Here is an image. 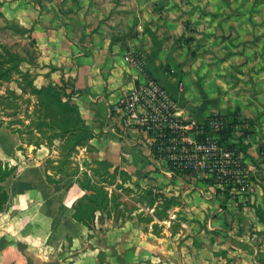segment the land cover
<instances>
[{"label":"crops","instance_id":"obj_1","mask_svg":"<svg viewBox=\"0 0 264 264\" xmlns=\"http://www.w3.org/2000/svg\"><path fill=\"white\" fill-rule=\"evenodd\" d=\"M61 8L57 26L44 18L27 21L25 26L37 37L40 50L34 85L65 82L93 132L75 158L107 161L111 172L151 168L168 176V169L152 154L147 135L125 126L118 110V100L138 76L124 59L129 50L143 56L147 74L175 97L182 115L205 119L216 111L226 114L230 123L235 117L239 128L251 130L243 135L245 156L257 158L256 141L264 140V48L252 42L257 33L243 36L238 13L232 18L224 13L225 0H191V5L180 0H69ZM185 9L193 12L185 15L181 12ZM248 25L249 31L260 26L254 20ZM193 36L207 44L202 45L200 56L188 58L187 45L178 48L177 42ZM260 38L262 45L264 34ZM178 80L186 85L183 90L178 89ZM234 136L233 131L231 139ZM18 141L15 133L2 140L0 159L12 157ZM175 181L185 183V191L194 186L199 191L176 198L181 204L175 201L167 217L150 213L149 225L142 226L138 216L111 228L124 239L126 233L134 235L127 242L135 261L74 264H264L262 182H253L252 192L231 190L235 188L231 186L230 193L218 188L210 193L213 183L207 179L177 177ZM76 188L82 190L76 182L69 189ZM67 216L74 235L80 236V222L72 212ZM156 224L159 230L153 227ZM1 238L0 231V264H18L2 261Z\"/></svg>","mask_w":264,"mask_h":264},{"label":"rangeland","instance_id":"obj_2","mask_svg":"<svg viewBox=\"0 0 264 264\" xmlns=\"http://www.w3.org/2000/svg\"><path fill=\"white\" fill-rule=\"evenodd\" d=\"M68 1L0 0V62L3 61L2 65L0 64V69L8 70V77L0 80V123L2 124L0 142L7 140L11 133L18 134L16 131L22 135V139L19 137L17 149L15 147L12 157L0 159L2 164L8 163V167H11V172L0 184L11 195L0 212L2 261H16L18 264L135 261L131 244L127 242V239L133 238L134 235L126 233L127 238L124 239L123 235L110 230L132 218L136 221L138 216L142 226L149 225L150 221H146L145 217L153 213L154 209L144 200L140 201L143 190L153 191L158 196L162 208L164 204L161 201L166 197L171 201L168 206V209L171 210V205L175 204V201H179L178 197H182L184 193L189 195L199 191L196 186L192 191L189 189L185 191L187 186L185 183H176L177 177L184 181H190L193 178L207 179V182L213 183V190L210 193H213L214 190L217 191V188L226 191V193L232 192L231 190L239 191L241 185L240 182H237L234 189L228 190L231 188L228 180H223L217 174L207 175V171L204 170L198 171L196 175L190 171L174 169L173 173H168L166 176L168 181L165 176L156 173L157 171L151 168L130 171L117 170L115 179L108 178L103 184L110 195L109 197L114 201L109 202L103 210H97L93 219H87L86 225L80 223L81 234L80 236L74 235L73 224L67 214L73 212V205L83 197L85 191L79 188H76L75 191L73 189L55 191L53 183L46 178L45 169L53 181L59 184H64L71 179L77 183L78 179L83 178L84 171L91 174L96 181H100L102 178L100 175L92 174L88 169L91 166H96L95 159L91 157L88 159L83 156L78 158L76 155L75 158L73 154L71 163H60L62 155L58 139L52 140L49 147L50 153L46 154V140L36 123V117L39 114L37 95L30 93L31 83L34 85L35 71L39 68L40 50L37 45V37L32 35L31 28L25 26L27 21L34 19L35 22L37 20L41 22L43 18L48 21L46 23L57 26L56 21L60 17L58 12H62V5ZM180 1L191 5V0ZM236 3L238 6L234 8L233 5ZM225 5L224 13L227 16L232 18L235 13L240 16L243 36L257 33L252 42L258 47L264 48V44L259 45L260 35L264 34L259 31L260 28L264 31V0H225ZM189 9L181 12L185 15L190 14L193 11ZM251 20L260 26L249 31L248 23L251 24ZM193 31L196 29L194 28ZM202 39L205 40L193 36V38L185 39L186 41L179 40L177 46L182 48L186 44L187 57H198L201 54L202 45L207 44ZM246 45L247 43L243 42V46ZM163 78L160 79L163 80ZM178 82L179 80L176 83ZM185 86L183 82V89ZM213 113H218L222 117L224 120L222 125L225 127L223 130H225L230 125L228 116L216 111L211 112L208 116ZM231 114L237 115V111H233ZM234 119L236 118L234 117ZM235 124L237 123L231 124L235 138L228 139L224 146L234 149L235 152L242 155L244 167L250 169L247 177L251 187L253 188V182H262L264 187V153H262L264 140L259 138L256 141L257 158L249 159L247 155L245 156L247 144L243 140V135L252 131L243 126L239 128ZM35 141L43 142L46 146L37 150ZM206 162L212 165L214 160L210 158ZM161 163L164 164L162 167L167 168L166 159ZM74 171H77L76 175L73 174ZM210 171L208 172L211 173ZM237 178L242 179L243 175H239ZM251 190L248 187L241 191L252 192ZM179 204H181L180 201ZM157 223L159 225V221ZM158 225L153 227L159 230Z\"/></svg>","mask_w":264,"mask_h":264},{"label":"built area","instance_id":"obj_3","mask_svg":"<svg viewBox=\"0 0 264 264\" xmlns=\"http://www.w3.org/2000/svg\"><path fill=\"white\" fill-rule=\"evenodd\" d=\"M124 59L136 69L138 76L134 85L118 100V110L125 126L147 135L152 154L160 162L167 160L168 173L175 169L197 175L198 171L204 170L207 175L217 174L228 180L233 187L240 182V191L252 189L247 177L250 169L244 167L242 155L221 142L220 133L225 128L222 117L218 113L205 119L182 115L175 97L147 74L140 53L126 51ZM177 87L183 90V83L179 81ZM210 158L214 160L212 165L206 162ZM239 175L243 178L238 179Z\"/></svg>","mask_w":264,"mask_h":264},{"label":"trees","instance_id":"obj_4","mask_svg":"<svg viewBox=\"0 0 264 264\" xmlns=\"http://www.w3.org/2000/svg\"><path fill=\"white\" fill-rule=\"evenodd\" d=\"M3 61L0 62L2 65ZM8 77V70L0 69V80ZM67 84L63 82L60 85L48 83L42 87H37L31 83L30 93H35L38 99L39 114L36 117V123L42 130L45 137V144L50 147L53 139L60 141L62 158L60 163H71V157L75 154L79 147L88 144L89 139L93 136V132L82 118L78 106L75 104L72 98L73 91H67ZM236 119L227 126L225 130L220 133L221 142L226 144L228 139L233 137V123ZM232 124V125H231ZM2 124L0 123V126ZM19 137L22 139V135L19 131H16ZM43 142H34L38 147ZM96 166L90 167L92 174L101 176L100 181H96L92 178L91 174L87 171L83 172V178L78 179L77 183L85 191L83 197L79 199L73 205L72 217L86 225L87 219L94 218L97 210H103L109 202L114 201L108 194L104 182L108 178L115 179L116 171L108 170V162L104 160H94ZM11 172V167H8V163L2 164L0 162V184L5 180L7 175ZM77 171L73 174L76 175ZM46 178L53 183L55 191L61 189H69L73 185L75 180L71 179L64 184H59L53 181L50 174L45 169ZM105 176V177H104ZM140 201L144 200L147 205L152 207L153 214L160 218L167 217L168 206L171 201L164 198L159 204L158 196L151 190H143ZM11 195L6 189H3L0 185V212L3 205L9 201ZM115 198V196H114ZM167 208V209H166ZM146 221H151L153 218L151 215L145 217Z\"/></svg>","mask_w":264,"mask_h":264}]
</instances>
